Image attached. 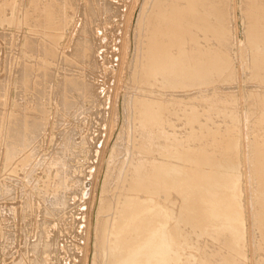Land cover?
<instances>
[{
    "label": "rangeland",
    "instance_id": "obj_1",
    "mask_svg": "<svg viewBox=\"0 0 264 264\" xmlns=\"http://www.w3.org/2000/svg\"><path fill=\"white\" fill-rule=\"evenodd\" d=\"M157 2L0 0V264H108L100 238L113 210L103 212V207L116 204L121 193L117 160L123 171L135 154L130 132L134 103L153 97L178 109L197 92L149 88L138 79ZM227 7L236 70L234 79L214 86L219 97L206 106L229 99V109L240 115L242 136V118L254 110L247 121L250 138L264 142V127L258 124L264 83L238 70L242 65L248 72L249 62L248 53L242 58L238 53L240 47L248 50L242 0H227ZM59 35L63 40H56ZM165 115L172 120L170 113ZM174 122L183 126L178 138H185L184 120ZM12 127L26 129V140L16 151L9 137ZM245 157L242 153L244 174L255 167L254 156ZM261 257L257 244L254 255L241 264H264Z\"/></svg>",
    "mask_w": 264,
    "mask_h": 264
},
{
    "label": "bare ground",
    "instance_id": "obj_2",
    "mask_svg": "<svg viewBox=\"0 0 264 264\" xmlns=\"http://www.w3.org/2000/svg\"><path fill=\"white\" fill-rule=\"evenodd\" d=\"M228 10L227 0H158L150 12L138 79L149 88L197 92H191L194 98L186 95L188 102L178 109L153 97L134 103L130 135L135 154L123 171L117 160L121 193L116 204L103 207V212L113 210L100 238L99 250L108 264H241L254 255L257 244L264 260V142L250 138L247 121L254 110L242 118V136L240 115L229 109V99L206 106L219 97L216 84L234 79ZM242 11L248 50L240 47L238 53L241 58L248 53L249 62L248 72L242 65L238 70L240 75L247 73L246 79L257 76L264 83V0H242ZM262 112L258 124L264 127ZM175 120H184L185 138H178L181 125ZM24 131L12 127L14 151L26 140ZM242 153L246 161L254 156L255 167L245 174Z\"/></svg>",
    "mask_w": 264,
    "mask_h": 264
}]
</instances>
